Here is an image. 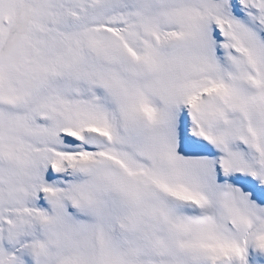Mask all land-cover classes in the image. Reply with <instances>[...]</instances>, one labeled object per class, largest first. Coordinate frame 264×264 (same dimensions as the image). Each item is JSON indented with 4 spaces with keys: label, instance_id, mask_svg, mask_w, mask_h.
<instances>
[{
    "label": "snow or ice",
    "instance_id": "1",
    "mask_svg": "<svg viewBox=\"0 0 264 264\" xmlns=\"http://www.w3.org/2000/svg\"><path fill=\"white\" fill-rule=\"evenodd\" d=\"M0 264H264V0H0Z\"/></svg>",
    "mask_w": 264,
    "mask_h": 264
}]
</instances>
